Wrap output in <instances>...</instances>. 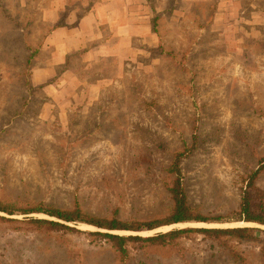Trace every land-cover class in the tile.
Segmentation results:
<instances>
[{"label": "rangeland", "instance_id": "obj_1", "mask_svg": "<svg viewBox=\"0 0 264 264\" xmlns=\"http://www.w3.org/2000/svg\"><path fill=\"white\" fill-rule=\"evenodd\" d=\"M149 5L157 11L148 43L133 40L140 50L89 62L71 53L49 83L32 85L27 63L43 23L26 15L0 33V206L15 210L0 216L17 220H0V264H264V225L233 219L246 190L264 206V0ZM175 161L187 203L207 220L108 230L19 211L162 220ZM31 217L69 228L36 230ZM234 227L260 240L196 230ZM184 228L193 230L164 244L129 240L124 256L101 235Z\"/></svg>", "mask_w": 264, "mask_h": 264}, {"label": "crops", "instance_id": "obj_2", "mask_svg": "<svg viewBox=\"0 0 264 264\" xmlns=\"http://www.w3.org/2000/svg\"><path fill=\"white\" fill-rule=\"evenodd\" d=\"M152 10L157 11L149 0H0V33L10 29L7 21L19 22L26 15L43 23L45 31L29 61L30 81L36 85L49 83L71 53L89 62L124 60L140 50L133 47V40L143 38V44L148 43ZM15 26L17 32L31 35L29 25Z\"/></svg>", "mask_w": 264, "mask_h": 264}, {"label": "trees", "instance_id": "obj_3", "mask_svg": "<svg viewBox=\"0 0 264 264\" xmlns=\"http://www.w3.org/2000/svg\"><path fill=\"white\" fill-rule=\"evenodd\" d=\"M32 55L28 57L27 63H29ZM171 171L176 174V178H174L171 187L168 188V191L171 195L172 208L169 212L168 216L162 220H156L155 222H122L117 218L107 219V218H96L92 216H85L81 212L80 209L75 208L71 210L54 208L49 206H35L30 209L21 208L19 211L21 213H43L50 217H54L58 220H62L65 222H83L86 224H90L99 228L108 229V230H131L137 231L141 229H152L156 226L160 225H169L172 223H177L181 221L188 220H196V221H205L207 218L202 217L199 214H193L191 206L187 203L186 195L184 192V188L180 182L179 178V167L177 161H175L171 167ZM259 170L253 173V177L257 175ZM253 184L250 182L249 188L252 187ZM251 189V188H250ZM252 196L250 190H246L243 194L242 201L239 205V210L236 212L234 220L245 221V222H254L261 225H264V206L262 204H252ZM0 211L5 212L8 215L14 214L15 210L10 206H0ZM0 220L6 221H17L12 218H5L4 216H0ZM27 223H30L33 229L42 230V229H58V228H69L65 224L48 220L44 218H28L25 220ZM193 228H184V229H174L167 232H160L153 236L141 237V236H121L112 233H101L111 242L114 250L119 253L121 256H124L126 253L125 243L129 240H143L153 244L156 243H167L169 241H173L179 234L191 231ZM203 231L204 233L209 234H230L233 237H237L240 239H258V237L254 236L252 230L254 228L249 227H234V228H201L196 229ZM99 234V232H97ZM264 235V233H263ZM260 252L261 257L264 262V237L260 240Z\"/></svg>", "mask_w": 264, "mask_h": 264}]
</instances>
